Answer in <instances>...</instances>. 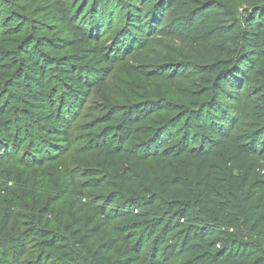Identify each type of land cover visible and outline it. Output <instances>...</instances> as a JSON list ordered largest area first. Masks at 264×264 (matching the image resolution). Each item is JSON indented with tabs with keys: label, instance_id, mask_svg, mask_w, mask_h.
Returning <instances> with one entry per match:
<instances>
[{
	"label": "trees",
	"instance_id": "obj_1",
	"mask_svg": "<svg viewBox=\"0 0 264 264\" xmlns=\"http://www.w3.org/2000/svg\"><path fill=\"white\" fill-rule=\"evenodd\" d=\"M116 12L123 20L116 56L143 52L157 39L204 50L197 64L140 71L146 81L202 77L198 101L184 109L150 98L113 108L91 148L103 150L110 175L89 173L83 185L102 193L113 175L118 196L103 198L86 221L81 206L73 226L47 231L53 202L44 204L39 193L27 221L30 231L46 228L32 231L36 250L11 234L7 212L0 264H106L117 245L113 264H264V103L248 109L242 90L258 66L264 69V0H0L2 34L33 32L20 42L14 78L0 95V105L20 108L25 119L8 124L0 109V174L26 142L29 167L37 169L69 151L71 118L90 90L104 84L108 58L101 43ZM74 20L86 30L78 33ZM42 32L57 37H38ZM77 38L83 49L61 56ZM161 112L168 116L149 122ZM136 137L140 143L132 145ZM181 157L185 171L169 176L160 167L159 181L145 167ZM119 159L137 163L141 181ZM66 188L79 195L74 183ZM117 220L124 222L118 235L96 241Z\"/></svg>",
	"mask_w": 264,
	"mask_h": 264
},
{
	"label": "rangeland",
	"instance_id": "obj_2",
	"mask_svg": "<svg viewBox=\"0 0 264 264\" xmlns=\"http://www.w3.org/2000/svg\"><path fill=\"white\" fill-rule=\"evenodd\" d=\"M112 22V28L105 30L101 43L103 55L108 58V64L103 66L107 71L104 84L90 90L85 100L81 102L80 110L71 118L68 129L69 151L60 154L57 161L45 163L41 169H37L29 167L30 160L26 154L28 142H26L20 150L10 153V159L4 165V173L0 174V228L7 212L12 213L8 229L13 236L23 237L27 248L34 250L37 248L38 239L32 238V231L46 229L44 225H39L30 231L27 226L31 204L37 200L39 193L44 197V204L49 201L53 202L47 217L50 222L47 231H56L59 225H62L63 228L73 226L78 217L76 212L81 206L84 207L83 216L86 221L90 216L91 208L98 205L103 198L111 195L118 196V180H115L113 175L108 179L111 186L104 187L105 191L102 193L87 189L83 185L87 181L86 177L89 173L91 175L101 171L110 175V172L105 169L103 150L91 148L96 146L97 136L107 127L103 121L113 108L150 98L164 99L175 108L184 109L189 107L190 103L198 101L195 93L201 88L202 77L178 78L172 81L163 79L146 81L140 71L159 69L162 64L181 63L182 61L200 63L198 54L204 53L203 49L195 50L193 46L180 41L157 39L155 45H151L143 52L134 55L118 56L117 54L116 56L115 52H118L117 39L123 23L119 12L113 15ZM72 25L78 33L81 30H86L84 26L80 25V21L74 20ZM28 34H33L29 27H24L21 34H2L0 32V95H4L8 88L7 82L14 78L15 61L21 55L20 42ZM41 35L49 38L57 37L55 32L51 34L42 32L38 37ZM65 35L61 34L62 37H66ZM72 43L61 52V56L74 55L84 47L80 38ZM51 85V87L54 85L52 81ZM242 90L243 94L249 98L244 101V105L248 109L264 103V69L258 66ZM0 109H5L4 121H7L8 124L20 119L25 122L20 108L0 105ZM167 116L168 114L161 112L151 117L149 122L159 121ZM32 119L34 120L33 116ZM13 131L14 128H12ZM27 139L31 140L30 137ZM139 140L136 137L131 142L132 145L140 143ZM186 164V158L181 157L164 160L159 167L153 161H147L145 167L149 170L153 180L159 181L160 167L163 168L165 174L174 176L185 171ZM119 166L129 172L132 179L141 181V178L138 177L141 175L139 173L141 169L137 163L119 159ZM71 182L74 183L76 191L79 193L76 197L72 195L71 190L66 188ZM3 191H7V193L1 195ZM96 222L97 220L94 224ZM123 223L118 220L113 221L110 228L100 231L96 241H100L104 236L111 238L118 235V227ZM118 250L119 246L117 245L106 259V264H113L118 259ZM144 264H148V262ZM169 264H176V262Z\"/></svg>",
	"mask_w": 264,
	"mask_h": 264
}]
</instances>
